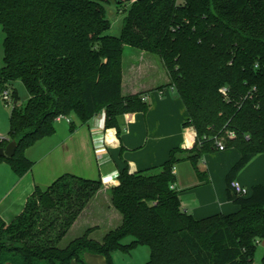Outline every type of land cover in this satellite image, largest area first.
Masks as SVG:
<instances>
[{
  "label": "trees",
  "instance_id": "1",
  "mask_svg": "<svg viewBox=\"0 0 264 264\" xmlns=\"http://www.w3.org/2000/svg\"><path fill=\"white\" fill-rule=\"evenodd\" d=\"M114 1L127 10L118 37L109 34L110 0H0V92L12 90L14 104L9 137L0 147L18 143L15 156L0 158V164L18 178L31 172L35 163L27 150L54 136L60 117L75 114L87 124L105 112L107 128L120 136L119 117L147 113L143 94L122 92L126 47L161 60L196 142L192 149H172L157 169L124 167L109 191L122 222L100 239L90 228L62 246L104 188L101 180L65 174L46 189L36 187L15 220L0 218V264H86L87 253L113 264V254L140 246L150 250L146 264H255L264 239V185L242 197L230 183L264 154V0ZM18 81L29 96L24 107L17 105ZM220 143L241 154L226 178L228 199L240 209L196 220L171 189L174 169L190 161L207 182L198 163L219 152Z\"/></svg>",
  "mask_w": 264,
  "mask_h": 264
},
{
  "label": "crops",
  "instance_id": "2",
  "mask_svg": "<svg viewBox=\"0 0 264 264\" xmlns=\"http://www.w3.org/2000/svg\"><path fill=\"white\" fill-rule=\"evenodd\" d=\"M122 90L124 96L143 94L149 110L119 117L120 136L116 129L107 128L105 112L87 124L72 114L71 123L58 118L56 134L27 150V158L35 165L24 177L18 178L7 163L0 164V218L4 222H12L23 212L36 187L46 189L61 176L72 174L101 180L104 188L70 230L69 234L76 232L74 237L65 243L68 234L62 246L90 228H96L92 237L100 239L122 222L121 215L111 205L109 191L119 183L120 172L126 165L131 172L157 169L169 159L172 149L193 148L196 131L184 126L188 112L174 88L169 87L167 72L154 55L125 48ZM240 157L236 149L205 155L198 163L200 170L207 172L205 183L200 181L190 161L179 163L174 174L182 210L196 220L237 213L240 208L228 199L226 178ZM236 180L248 191L253 186L264 185V154L256 157ZM101 194L109 203L99 204ZM259 245L264 248V239ZM84 259L86 264H108L101 255L87 253Z\"/></svg>",
  "mask_w": 264,
  "mask_h": 264
},
{
  "label": "rangeland",
  "instance_id": "3",
  "mask_svg": "<svg viewBox=\"0 0 264 264\" xmlns=\"http://www.w3.org/2000/svg\"><path fill=\"white\" fill-rule=\"evenodd\" d=\"M128 9V8H126ZM107 10V17L109 21L112 24V28L109 32L112 36H119L122 28L123 20L127 14V10L120 11L118 9L117 5L115 4L114 0H110V2L106 5ZM4 33L2 31V28L0 26V68L3 67V57H4ZM126 49H132L130 47H126ZM156 57V56H154ZM158 61H161L158 57H156ZM14 90L17 93V105L20 107H24L28 101V94L26 92V89L24 85L18 81L14 84ZM9 91L8 89H3L2 92H0V139H5L9 137V131H10V115L11 111L13 109V91L10 90V99H6L5 92ZM57 127V123L55 124ZM58 128V127H57ZM251 190H249L250 194ZM98 198L99 204L103 205V202H108V199L106 198ZM98 234V232H96ZM102 233V232H101ZM74 234L76 232H72L69 234V238L65 240V243L69 242L70 238L74 237ZM100 234V231H99ZM132 241L131 238H128L125 243H130ZM64 243V242H63ZM64 245V244H63ZM264 258V248H262L261 245H258L256 255H255V264H261ZM150 259V250L146 246H140L136 249H134L131 253H123V252H117L112 255V262L113 264H146Z\"/></svg>",
  "mask_w": 264,
  "mask_h": 264
},
{
  "label": "built area",
  "instance_id": "4",
  "mask_svg": "<svg viewBox=\"0 0 264 264\" xmlns=\"http://www.w3.org/2000/svg\"><path fill=\"white\" fill-rule=\"evenodd\" d=\"M9 96H10V92H9V91L5 92V97H6V99H10ZM60 118H63V119H65L68 123H71L70 118H65V117H60ZM1 141H2V140L0 139V142H1ZM219 150H220V151L225 150L224 145L221 144V143L219 144ZM98 158H99V160H100V159H102V156L99 155ZM171 189H172V190H176L175 185H172V186H171ZM230 189H231V191H232L233 194L238 195V196L246 197V196L249 195V191H248L245 187H243V186L241 185V183H240L239 181H237V180H233V181L230 183Z\"/></svg>",
  "mask_w": 264,
  "mask_h": 264
},
{
  "label": "water",
  "instance_id": "5",
  "mask_svg": "<svg viewBox=\"0 0 264 264\" xmlns=\"http://www.w3.org/2000/svg\"><path fill=\"white\" fill-rule=\"evenodd\" d=\"M18 143L16 141L10 142L7 147H0V158H13L16 154Z\"/></svg>",
  "mask_w": 264,
  "mask_h": 264
}]
</instances>
